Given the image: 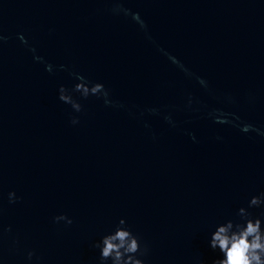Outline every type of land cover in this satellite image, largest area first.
<instances>
[{
    "label": "water",
    "instance_id": "95a60500",
    "mask_svg": "<svg viewBox=\"0 0 264 264\" xmlns=\"http://www.w3.org/2000/svg\"><path fill=\"white\" fill-rule=\"evenodd\" d=\"M0 37V264H99L121 216L147 264H212L264 191V0H0Z\"/></svg>",
    "mask_w": 264,
    "mask_h": 264
},
{
    "label": "clouds",
    "instance_id": "9594fccd",
    "mask_svg": "<svg viewBox=\"0 0 264 264\" xmlns=\"http://www.w3.org/2000/svg\"><path fill=\"white\" fill-rule=\"evenodd\" d=\"M47 67L51 71L52 65ZM75 75L78 78L74 85L75 91L83 96L101 92L105 97L108 96L104 83H93L80 73ZM59 98L70 103L77 111L82 108L79 100L63 84L60 85ZM105 102L111 101L106 99ZM216 118L219 119V116ZM77 122L78 117H74L72 123ZM244 130L247 131V126ZM192 139L195 140L196 136L193 135ZM8 197L11 202H15L18 199L16 190L9 191ZM54 220L65 221L67 224L74 222L73 217L65 212L56 215ZM210 227L209 245L219 252L212 264H264V191L252 194L246 205H241L234 214L213 222ZM93 246L99 249V264H147L148 245L124 216L119 217L118 222L102 233L93 242ZM33 254L34 251H29L28 258L31 259ZM199 264H206V261L201 259Z\"/></svg>",
    "mask_w": 264,
    "mask_h": 264
}]
</instances>
